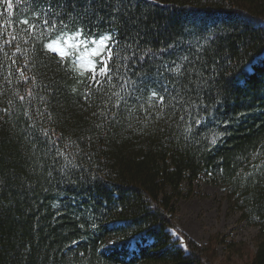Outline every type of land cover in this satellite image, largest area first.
I'll return each instance as SVG.
<instances>
[{
	"label": "trees",
	"instance_id": "trees-1",
	"mask_svg": "<svg viewBox=\"0 0 264 264\" xmlns=\"http://www.w3.org/2000/svg\"><path fill=\"white\" fill-rule=\"evenodd\" d=\"M12 3L9 15L0 0V40L17 36L4 45L15 66L0 52V109H10L0 111V264H216L213 241L171 232L177 201L202 174L259 229L252 250L230 242V253L241 264H264V168L251 167L264 160L253 159L264 151V0H75V11L67 0V31L86 20V27L114 31L122 46L131 45L121 55L144 57L121 69L136 82L125 86L134 95L112 89L127 100L118 123L94 115L108 101L107 85L103 92L89 88L90 73L78 77L40 43L24 44L28 26L19 21H34L39 5ZM149 49L154 56L145 55ZM174 62L184 75L166 70ZM9 71L11 83L3 82ZM152 90L165 96L163 118L156 101L148 106ZM43 130L59 148L68 145V159L79 167L60 171L67 161L53 162L56 146ZM216 133L225 135L209 150Z\"/></svg>",
	"mask_w": 264,
	"mask_h": 264
},
{
	"label": "snow or ice",
	"instance_id": "snow-or-ice-1",
	"mask_svg": "<svg viewBox=\"0 0 264 264\" xmlns=\"http://www.w3.org/2000/svg\"><path fill=\"white\" fill-rule=\"evenodd\" d=\"M6 4V8L4 9L9 15H12L13 3L12 0H3ZM93 2V0H86V3L89 5ZM150 2L155 3V0H150ZM19 3V0H17ZM75 0H73V11H75L74 7ZM30 5H39V9L35 12L34 21H39V23L30 21L29 19H23L19 21V23L28 26L25 31L27 33V39H24V44L27 45L31 41L33 43V47H35L36 43H40L42 49L49 53H55L59 57V61L64 64L67 63L69 65V70L76 73L78 77H86L87 73H90V76H87L88 87L91 88L93 85L96 86L97 90L103 92L104 87L107 85L109 87V93H106L108 101L105 102L104 110L99 111L98 113H94V115H99L103 118L104 121H116L119 110L121 109L122 104L127 108V100L125 96H122L120 91H112V89L116 88L119 85L121 90H124L126 95L131 96L134 95L135 89L133 93H127L126 85L135 84V81L126 78L125 73L121 72V69H128L129 65L125 63L126 61H131L135 63L137 59L143 60V56H138L136 52H132L131 55H121V53L126 52L131 48V45L122 46L118 40L115 38L114 31H106V32H98L93 28L86 27L87 21L85 20V25H80L76 27L72 31H67L68 24L63 19V16H68L69 19L73 18L71 13L63 12L65 5L67 4V0H56L55 7L53 5V0H29ZM60 9V10H57ZM87 11V9L85 10ZM43 25V31L40 30V25ZM2 27V25H0ZM52 32H56L57 35L53 36ZM5 33L0 32V37H3ZM11 39H2L0 40V52H3L5 57L11 60V66L16 65V60L12 59L11 56L7 52L4 51V45L12 46L13 42L17 40V36L11 33H8ZM55 45V46H54ZM15 51L21 52V47L19 44L15 45ZM24 52H27L28 49H23ZM14 55V53H13ZM145 55H155V53L151 52L149 49ZM181 60H188L187 56L181 57ZM111 64V66H110ZM174 67L165 66L166 70L176 74L177 76L184 75L182 71L183 65L181 63H175ZM3 67V65H0ZM27 67V64L24 65ZM16 72L19 73L20 79L25 82L28 81L29 77L24 75V72L21 68L17 67ZM12 73L9 71L8 75L4 76V81L7 83H11ZM83 82V81H78ZM164 93L169 94L170 99H176V97H171L169 93V89L166 85L162 86ZM73 91H76L74 88ZM143 91V89H140ZM179 94V90H177ZM0 94H3L0 92ZM90 93H85L84 98L88 99ZM33 92L29 89L27 91V98H32ZM115 98V99H113ZM137 101H140L142 97L136 96ZM18 99L20 101H24L26 96L18 95ZM43 99V97H41ZM153 101H156L161 106V111L157 113L159 118L164 117L163 107L165 96L161 95L159 91L152 90L150 96L148 97L147 103L149 108L153 106ZM109 102H111L109 104ZM8 104L11 105L12 101L9 100ZM192 106L195 107V102H192ZM140 107L143 109L144 104H140ZM174 107V106H173ZM10 109H0L5 113L9 112ZM129 112L132 111L131 108L127 109ZM147 111V109H145ZM26 116L29 115L26 110L24 113ZM42 115V113H39ZM186 115L190 117L194 124L199 125L201 120L191 112L186 111ZM31 119V117H29ZM181 120L185 119V115H181ZM34 126V125H33ZM97 128L103 127V124L96 125ZM191 131V127L187 129ZM43 135L47 137L48 142L52 146H56V152L53 157V162L58 163L57 158H63L67 161L66 164L62 165L60 171H64L65 168L71 167L76 168L79 167L74 162L73 159H68L67 153L68 145H65L63 149L57 146V142L52 139L48 135L47 130H43ZM225 135V133H216L213 135L210 141L211 146H215L218 140ZM82 151L79 149L77 145V153ZM264 151L258 150L253 153V159L259 158ZM251 167L259 171L261 168H264V160H261L259 164H253ZM51 175V173H49ZM246 175H251V173H246Z\"/></svg>",
	"mask_w": 264,
	"mask_h": 264
},
{
	"label": "rangeland",
	"instance_id": "rangeland-1",
	"mask_svg": "<svg viewBox=\"0 0 264 264\" xmlns=\"http://www.w3.org/2000/svg\"><path fill=\"white\" fill-rule=\"evenodd\" d=\"M183 187L185 193L190 189L187 182ZM177 206L176 229H171L173 234L177 237L178 232L185 233L200 244L213 241L216 264H241L240 257L230 253L227 243L245 242L250 250L255 247L258 227L241 218L240 211L232 207L224 190L208 181L207 175L202 174L191 194L180 198ZM180 244L184 242L181 240Z\"/></svg>",
	"mask_w": 264,
	"mask_h": 264
}]
</instances>
